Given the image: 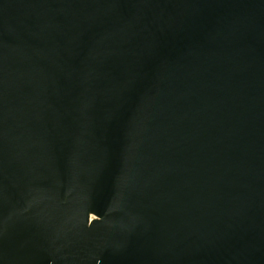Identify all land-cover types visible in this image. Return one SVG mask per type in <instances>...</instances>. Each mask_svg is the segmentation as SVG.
Instances as JSON below:
<instances>
[{
	"label": "water",
	"instance_id": "water-1",
	"mask_svg": "<svg viewBox=\"0 0 264 264\" xmlns=\"http://www.w3.org/2000/svg\"><path fill=\"white\" fill-rule=\"evenodd\" d=\"M0 264H264V0H0Z\"/></svg>",
	"mask_w": 264,
	"mask_h": 264
}]
</instances>
